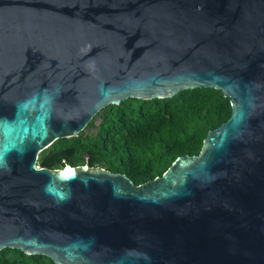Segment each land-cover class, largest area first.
I'll use <instances>...</instances> for the list:
<instances>
[{
  "label": "water",
  "instance_id": "95a60500",
  "mask_svg": "<svg viewBox=\"0 0 264 264\" xmlns=\"http://www.w3.org/2000/svg\"><path fill=\"white\" fill-rule=\"evenodd\" d=\"M211 87L230 117L135 185L37 164L127 98ZM55 264H264V0H0V250Z\"/></svg>",
  "mask_w": 264,
  "mask_h": 264
},
{
  "label": "trees",
  "instance_id": "16d2710c",
  "mask_svg": "<svg viewBox=\"0 0 264 264\" xmlns=\"http://www.w3.org/2000/svg\"><path fill=\"white\" fill-rule=\"evenodd\" d=\"M230 114V98L211 87L163 99L127 98L100 109L78 136L55 140L39 153L37 164L50 169L65 164L101 167L142 184L160 176L176 157L197 155L207 132ZM0 264L55 263L7 247L0 250Z\"/></svg>",
  "mask_w": 264,
  "mask_h": 264
},
{
  "label": "rangeland",
  "instance_id": "374dc122",
  "mask_svg": "<svg viewBox=\"0 0 264 264\" xmlns=\"http://www.w3.org/2000/svg\"><path fill=\"white\" fill-rule=\"evenodd\" d=\"M92 129L86 130L87 132H90Z\"/></svg>",
  "mask_w": 264,
  "mask_h": 264
}]
</instances>
